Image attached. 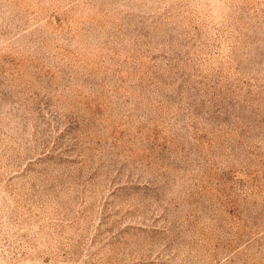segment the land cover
I'll return each instance as SVG.
<instances>
[{"label": "rangeland", "instance_id": "obj_1", "mask_svg": "<svg viewBox=\"0 0 264 264\" xmlns=\"http://www.w3.org/2000/svg\"><path fill=\"white\" fill-rule=\"evenodd\" d=\"M0 264H264V0H0Z\"/></svg>", "mask_w": 264, "mask_h": 264}]
</instances>
